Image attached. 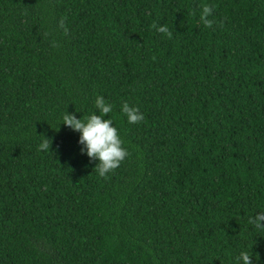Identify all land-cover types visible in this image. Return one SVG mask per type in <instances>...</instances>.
I'll use <instances>...</instances> for the list:
<instances>
[{
  "label": "trees",
  "instance_id": "obj_1",
  "mask_svg": "<svg viewBox=\"0 0 264 264\" xmlns=\"http://www.w3.org/2000/svg\"><path fill=\"white\" fill-rule=\"evenodd\" d=\"M97 95L129 153L104 177L60 124ZM258 212L264 0H0V264H264Z\"/></svg>",
  "mask_w": 264,
  "mask_h": 264
},
{
  "label": "clouds",
  "instance_id": "obj_2",
  "mask_svg": "<svg viewBox=\"0 0 264 264\" xmlns=\"http://www.w3.org/2000/svg\"><path fill=\"white\" fill-rule=\"evenodd\" d=\"M211 15L212 8L207 5L203 6L200 11V20L208 27L212 25V21L208 19ZM154 27L156 26L154 25ZM157 31L166 33L167 28L160 26ZM95 108L99 115L95 112L79 119L75 114H69L66 111L62 115L60 124L79 133L78 143L82 146L81 154L86 155L91 160L98 161L94 171H97L99 176L104 177L117 169L129 153L123 146V141L113 124V120L111 118L105 119V116L109 117L108 114L112 112L113 106L107 103L103 96L97 95ZM120 112L126 117V121L130 125L139 124L145 118L139 108L131 107L126 102L120 106ZM38 147L40 150H47L49 146L42 142ZM250 223L256 227H264V213L258 212L250 218ZM252 260L253 256H250L247 251H241L238 256L234 257V264H252Z\"/></svg>",
  "mask_w": 264,
  "mask_h": 264
}]
</instances>
